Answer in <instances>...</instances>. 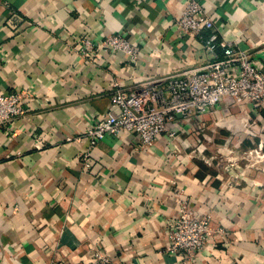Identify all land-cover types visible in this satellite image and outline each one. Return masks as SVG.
Segmentation results:
<instances>
[{"label": "crops", "instance_id": "1", "mask_svg": "<svg viewBox=\"0 0 264 264\" xmlns=\"http://www.w3.org/2000/svg\"><path fill=\"white\" fill-rule=\"evenodd\" d=\"M185 1L0 0V91L27 93L24 113L0 127V264H91L98 252L112 264H264V163L231 161L264 139V109L219 103L198 130L184 125L180 153L164 136L144 148L107 135L91 170L89 139L68 140L108 109L114 81L134 89L221 54L204 45L212 31L264 42V0H197L215 21L202 39L174 24ZM112 33L138 43L135 61L75 49ZM181 198L209 217L208 243L189 258L166 252Z\"/></svg>", "mask_w": 264, "mask_h": 264}, {"label": "built area", "instance_id": "2", "mask_svg": "<svg viewBox=\"0 0 264 264\" xmlns=\"http://www.w3.org/2000/svg\"><path fill=\"white\" fill-rule=\"evenodd\" d=\"M174 24L183 35H195L201 39L204 30L215 27L214 19L197 0L185 1L184 9ZM204 40L208 51L215 53L219 46L222 53L200 67L183 73L148 74L134 89L125 88L115 81L112 83L108 109L84 134L68 138L76 141L82 137L89 139L88 148L81 157L85 170L92 169L91 151L107 135L131 133L134 141L144 148L164 136L173 152L180 153L177 139L184 125L191 124L190 131L198 130L199 118L215 112L219 103L230 100L233 105L250 104L264 109V61L255 56L264 55V42L241 47L235 40L220 39L217 30ZM78 41L75 49L81 55L89 56L95 51L123 52L122 57L128 62L137 59L140 49L138 43L121 33L107 35L99 46L87 37ZM26 96L22 90L0 91V127L12 123L24 113ZM194 148L190 155H195ZM231 152V161L245 160L246 165L264 163V139L238 152L231 149ZM208 237L209 217L196 213L191 201L181 198L176 221L170 227L166 252L192 257L206 247ZM91 264H112V260L98 252Z\"/></svg>", "mask_w": 264, "mask_h": 264}]
</instances>
